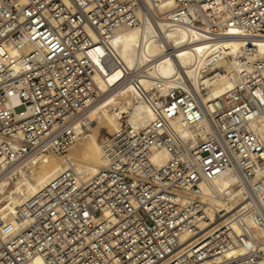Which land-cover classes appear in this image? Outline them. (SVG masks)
Listing matches in <instances>:
<instances>
[{
    "label": "built area",
    "instance_id": "2783aa9c",
    "mask_svg": "<svg viewBox=\"0 0 264 264\" xmlns=\"http://www.w3.org/2000/svg\"><path fill=\"white\" fill-rule=\"evenodd\" d=\"M162 26L211 46L243 41L235 86L209 98L204 69L195 81L183 69L152 77L111 46L120 29ZM261 40L264 0H0V159L67 152L118 88L153 114L147 128L102 140L96 174L62 171L25 200L20 225L0 229V264H264V142L252 128L264 121ZM99 48L122 73L107 91L95 80ZM222 176L235 193L219 191Z\"/></svg>",
    "mask_w": 264,
    "mask_h": 264
},
{
    "label": "bare ground",
    "instance_id": "6f19581e",
    "mask_svg": "<svg viewBox=\"0 0 264 264\" xmlns=\"http://www.w3.org/2000/svg\"><path fill=\"white\" fill-rule=\"evenodd\" d=\"M111 46L128 68L138 63L145 67L152 65L148 68L152 77L170 79L183 69L195 81L197 71L204 69L206 75L202 79L209 87V98H217L235 86L237 61L243 52L244 42L231 39L211 46L186 31L162 26L161 33L154 32L150 27L120 29L114 34ZM171 51L173 54H170ZM8 52L12 57L21 55L11 47ZM256 53L264 58V40L256 44ZM101 55V48L93 54V60L102 72L96 75L95 80L103 91H107L122 79V73L116 69L109 70L100 62ZM213 73L216 76L210 78ZM143 84L147 86L149 82L144 81ZM152 119L150 108L131 87L125 86L110 92L88 111L80 126L81 135L68 149L67 155L59 157L57 155L60 154L51 153L17 165L1 158L0 229L8 230L20 225L19 207L22 203L60 172L71 170L78 177L87 179L104 167L102 141L100 144L98 142L103 130L110 135H115L125 125L143 130L151 124ZM252 128L264 142V121L257 120ZM166 158V154L161 153L156 161L163 163ZM215 182L220 192L229 190L235 193L234 178L222 176Z\"/></svg>",
    "mask_w": 264,
    "mask_h": 264
},
{
    "label": "rangeland",
    "instance_id": "374dc122",
    "mask_svg": "<svg viewBox=\"0 0 264 264\" xmlns=\"http://www.w3.org/2000/svg\"><path fill=\"white\" fill-rule=\"evenodd\" d=\"M107 96H108V95H107ZM107 96H106V97H107ZM106 97H105V98H106ZM124 116H125V114H124ZM123 121H124V123H125L126 119L124 118ZM108 136H110V134H108L106 130H103V131L100 133V135L98 136V142H99V144L101 143V141H102L104 138H106V137H108ZM68 152H69V151H67V152H65V153H62V154H60V155H57V156H59V157H63V156H65V155H67Z\"/></svg>",
    "mask_w": 264,
    "mask_h": 264
}]
</instances>
